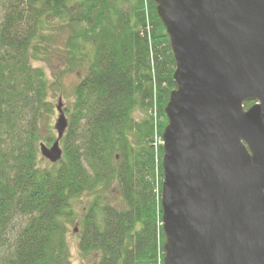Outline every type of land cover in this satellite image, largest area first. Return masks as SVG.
<instances>
[{
  "label": "trees",
  "instance_id": "obj_1",
  "mask_svg": "<svg viewBox=\"0 0 264 264\" xmlns=\"http://www.w3.org/2000/svg\"><path fill=\"white\" fill-rule=\"evenodd\" d=\"M0 5V264H72L65 222L82 194L93 199L82 215V254L92 253L96 264H162V150L155 161L153 136L166 124L174 61L152 0ZM56 22L70 30L64 51L84 73L62 159L41 167L42 113L50 105L44 73L31 61ZM137 108L157 118L136 122ZM112 182L121 195L117 207L97 194Z\"/></svg>",
  "mask_w": 264,
  "mask_h": 264
},
{
  "label": "water",
  "instance_id": "obj_2",
  "mask_svg": "<svg viewBox=\"0 0 264 264\" xmlns=\"http://www.w3.org/2000/svg\"><path fill=\"white\" fill-rule=\"evenodd\" d=\"M174 61L163 107L162 264H264V0H152ZM39 145L62 159L67 128Z\"/></svg>",
  "mask_w": 264,
  "mask_h": 264
},
{
  "label": "rangeland",
  "instance_id": "obj_3",
  "mask_svg": "<svg viewBox=\"0 0 264 264\" xmlns=\"http://www.w3.org/2000/svg\"><path fill=\"white\" fill-rule=\"evenodd\" d=\"M4 1V0H0ZM2 7L0 5V21L2 17ZM47 41L37 43L41 48V55L36 60L31 61L33 67L41 69L44 73V78L47 83V96L45 101L50 105V111L42 113L41 121V143L50 146L57 138V132L54 129V124L59 115L56 109L60 103V109L67 121V128L71 122L72 105L74 101V88L83 76L84 69L79 63L72 61L64 51V43L66 37L70 34V30L64 26H59V23H54L45 29ZM73 64V65H70ZM152 115V121L157 118L154 112L144 113L137 108L133 111L132 117L136 122H141L142 119ZM149 118V117H148ZM157 120L161 121L160 118ZM67 128L64 135L59 140V146L63 151L64 137L66 136ZM47 140V141H46ZM39 165L46 167L50 165L39 153ZM101 195L100 202L108 203L114 207L121 200V195L117 185L112 182L106 188H100L97 194ZM92 195L82 194L71 201L72 217L66 223V240L68 243L69 260L72 264H96L97 258L92 253L82 254L78 248L79 235L82 231V215L89 205L93 202ZM15 223V224H14ZM20 221L13 222V227L8 230L6 236L9 240L14 235V228ZM8 240V239H7ZM1 246V245H0ZM6 246L4 247V249ZM3 246L0 248V258L3 254Z\"/></svg>",
  "mask_w": 264,
  "mask_h": 264
},
{
  "label": "built area",
  "instance_id": "obj_4",
  "mask_svg": "<svg viewBox=\"0 0 264 264\" xmlns=\"http://www.w3.org/2000/svg\"><path fill=\"white\" fill-rule=\"evenodd\" d=\"M161 143H162L161 136L155 132L153 136L155 161H157V150Z\"/></svg>",
  "mask_w": 264,
  "mask_h": 264
}]
</instances>
